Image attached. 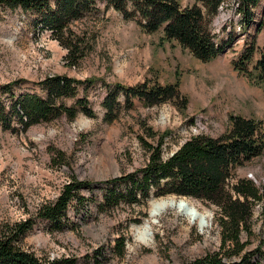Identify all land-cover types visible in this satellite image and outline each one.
<instances>
[{"label": "rangeland", "instance_id": "rangeland-1", "mask_svg": "<svg viewBox=\"0 0 264 264\" xmlns=\"http://www.w3.org/2000/svg\"><path fill=\"white\" fill-rule=\"evenodd\" d=\"M183 5L195 0H180ZM237 0H227L212 22L219 41L226 49L212 61H203L176 41L163 39L164 32L142 30L135 19H126L114 9L91 18L89 25L97 34L93 48L80 64L71 66L65 56L68 49L42 27L36 16L23 8L0 5V100L7 105L11 98L2 92L5 83H20L16 93L45 94L36 84L47 76L64 74L85 80L99 81L79 85L85 92L95 116L80 111L75 120L61 115L29 127L14 122V129L0 123V224L21 221L35 214L41 204L54 199L64 183L78 177L92 180L85 189V206L77 213L70 209L72 222L58 230L51 222L38 219L26 233L23 244L44 261L61 260L62 264H185L188 261L219 251L220 229L215 225L216 208L197 198L185 197L203 213L209 223L200 227L190 215L170 208L153 225V239L147 243L138 237V226L149 219L154 200L102 211V187L107 179L120 177L142 167L148 153L142 137L151 126L164 136V154L169 155L192 135L214 137L227 131L232 114L252 116L264 121V87L254 84L234 68L233 61L252 40L257 48L264 44V30L258 21L264 18V0L255 8V20L245 26L237 11ZM134 85L145 80L162 83L180 81L186 106L164 103L145 106L139 99L131 110H123L118 119L108 122L101 79ZM25 80V81H24ZM76 98L67 97L73 105ZM147 124V125H146ZM264 154L240 168L257 184L264 177ZM256 234L250 248L259 245L264 232V201L254 210ZM76 222V224H75ZM121 235L127 237V251L116 255L113 244ZM244 239H247L245 236Z\"/></svg>", "mask_w": 264, "mask_h": 264}, {"label": "trees", "instance_id": "trees-1", "mask_svg": "<svg viewBox=\"0 0 264 264\" xmlns=\"http://www.w3.org/2000/svg\"><path fill=\"white\" fill-rule=\"evenodd\" d=\"M261 1L237 0V11L243 15L245 26L255 20L254 10ZM225 2L227 0H195L185 6L180 0H0V5L12 9L21 7L35 15L42 27L49 28L52 37L68 49L65 58L73 66L80 64L97 39L89 20L114 8L126 19H135L142 30L149 33L163 30V39L178 42L200 60L212 61L228 46L224 40L217 39L212 28ZM258 27L264 30V18L258 21ZM233 65L254 84L264 87V44L257 48L252 40L234 59ZM19 81L23 80L2 86V92H7L11 98L10 105L0 100V123L6 128L14 129V122L18 121L29 127L61 115L75 120L80 111L95 116L87 92L80 96L78 88L83 84L88 91V86L96 84L98 78L47 76L36 83L45 92L43 95L14 92ZM100 81L106 89L102 103L108 122L118 119L123 110L134 108L135 99L145 106L188 104L179 80L162 83L147 79L134 85L103 78ZM67 97L76 98L73 105L65 102ZM144 129L154 140L141 138L148 153L146 164L105 180L99 209L106 211L122 204L148 205L154 195L194 197L216 208L215 225L220 229L221 248L185 264H264V232L259 245L249 249L250 239L256 234L255 206L264 201V177L261 184H257L253 178L239 172L264 154V121L232 114L224 133L217 137L205 133L192 135L169 155L164 154V136L151 126ZM93 183L73 177L63 184L57 197L41 204L32 216L0 224V264H62L61 260L44 261L24 246V237L34 228L37 218L51 222L58 230L69 226L70 209L78 214L87 201L84 190L90 189ZM126 241L127 237L121 235L113 244L120 258L126 254Z\"/></svg>", "mask_w": 264, "mask_h": 264}, {"label": "bare ground", "instance_id": "bare-ground-1", "mask_svg": "<svg viewBox=\"0 0 264 264\" xmlns=\"http://www.w3.org/2000/svg\"><path fill=\"white\" fill-rule=\"evenodd\" d=\"M176 208L190 215V217L198 222L200 227L205 228L209 223V214L200 211L193 202L185 197H167L161 200H154L150 210V217L141 226H138V237L140 240L149 243L153 239V225L165 210Z\"/></svg>", "mask_w": 264, "mask_h": 264}]
</instances>
